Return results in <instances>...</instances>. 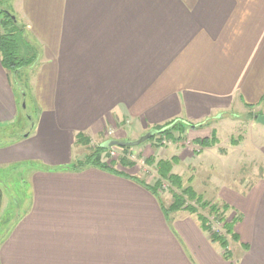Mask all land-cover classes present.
<instances>
[{
  "label": "crops",
  "instance_id": "0c3cea01",
  "mask_svg": "<svg viewBox=\"0 0 264 264\" xmlns=\"http://www.w3.org/2000/svg\"><path fill=\"white\" fill-rule=\"evenodd\" d=\"M7 9L37 52L38 116L29 135L0 147V167L30 162L0 264H264V139L221 151L218 134L224 113L264 115V0H9ZM18 107L0 57V125ZM172 121L193 145L217 134L196 154L180 147L170 157L185 185L227 206L226 249L195 214L167 215L171 197L99 169H64L78 133L111 128L130 142ZM135 166L117 170L141 179ZM4 205L0 192L2 220Z\"/></svg>",
  "mask_w": 264,
  "mask_h": 264
},
{
  "label": "rangeland",
  "instance_id": "374dc122",
  "mask_svg": "<svg viewBox=\"0 0 264 264\" xmlns=\"http://www.w3.org/2000/svg\"><path fill=\"white\" fill-rule=\"evenodd\" d=\"M9 4V0H0V9H7V6ZM3 19V16L0 14V21ZM20 21V20H18ZM33 49V53H37L36 49L31 45ZM37 60L35 61V63ZM35 81V72L33 68H30L27 71H24L21 80L17 81V78L14 79V88L16 91V98L18 100V114L20 117H25L26 119L30 118L33 120V122L37 119L38 113L36 111V106L34 104L33 98H34V92H33V84ZM25 83V89L21 84ZM19 86H21L23 89L19 91ZM24 105V106H23ZM255 114L262 115L258 113L257 111H248V112H240V113H224L222 114L220 119L229 117L230 123L227 124L229 127L220 129L219 128V138L221 142V148L220 150H225L226 147L229 146V141L234 142L238 140L239 138H243V144H242V150L244 152L250 151L253 149V147L257 146L263 139H264V126L261 124H258L255 119L250 115ZM233 118V119H231ZM13 121L12 123H7L5 125H0V134H4V136H9L10 134L13 135L12 132H16V129L13 127L14 125ZM30 122V120H29ZM28 122V123H29ZM173 122V121H172ZM254 123L255 125L253 127L249 126L251 123ZM27 125V121H22V126ZM164 125V124H163ZM163 125H158L156 127H161ZM208 127H214L212 123L207 125ZM154 128L156 133L153 137L149 138L142 144L131 147L128 151H125L124 153L117 149L119 147H111L107 148L108 153L111 160H116L117 157L125 156L127 160L132 162V167L135 166V169L139 172V180L145 182H149V185H153L157 180L160 181V187L158 189V194L161 196V198L164 199L165 197H171L172 198V192L178 193V190L170 185V183L165 179H160V175L158 170L157 163L160 160L163 161H170L172 162L171 167V173L174 171H178L179 167H176L179 163L170 157L171 152L170 150L173 148H180L184 147L188 153L196 154L199 150H201L200 145H193L192 141L189 140L187 137L188 135L179 133L176 130H173L170 134V137H167L165 135H161L162 130H159V132ZM169 129V127L164 128ZM19 130V129H18ZM151 131V130H149ZM148 131V132H149ZM161 131V132H160ZM110 132V134H109ZM114 129H107L104 133H102L99 136H84L88 139V144L84 145H74V153H75V159L71 160V164L82 160L86 154L89 153V151L98 144H101L105 140L114 139L115 135ZM147 130L142 134H146ZM147 132V133H148ZM214 132L211 134V140L213 142H218V139L215 138L217 134L214 136ZM25 135V134H24ZM141 135V136H142ZM11 137V136H10ZM135 137L132 141H135L139 138ZM4 137H0V142L3 141ZM215 138V139H214ZM6 139H8L6 137ZM5 139V140H6ZM7 141V140H6ZM128 142V141H127ZM215 144V143H213ZM147 149V151L145 150ZM111 151L114 152L113 155H111ZM176 152L175 150H173ZM144 152V153H143ZM178 153V151L176 152ZM150 162V163H149ZM29 164L27 163H13L9 164L8 166H1L0 167V192L2 194L3 204L4 206L8 205L7 213L2 220L0 217V235L1 233L5 232L7 227L14 223L15 217L18 215L19 207L17 208V204L22 207L24 200L28 197V190H27V180L29 175ZM67 165V166H69ZM70 171V170H69ZM176 175V174H175ZM136 177V176H135ZM138 178V177H137ZM183 186L185 185L182 181ZM173 199V198H172ZM173 201V200H172ZM17 202V203H16ZM189 202V201H188ZM16 203V206H14ZM220 204V203H216ZM195 206V205H194ZM196 209L201 210L204 212L203 215L205 218H207L208 222L210 221H216V219L211 216L207 210V208H199L198 206H195ZM21 209V208H20ZM225 215V213H224ZM226 217V215H225ZM210 220V221H209ZM215 226V229H218L219 226L216 223L210 222ZM223 231V230H222ZM224 233V231H223Z\"/></svg>",
  "mask_w": 264,
  "mask_h": 264
},
{
  "label": "trees",
  "instance_id": "16d2710c",
  "mask_svg": "<svg viewBox=\"0 0 264 264\" xmlns=\"http://www.w3.org/2000/svg\"><path fill=\"white\" fill-rule=\"evenodd\" d=\"M0 14L3 16V19L0 21V57H1V65L2 67L9 73L11 83L14 87V79L17 78V81L21 80V76L24 71L29 70L37 60L36 53H33L32 56H24L22 53L23 47H31L27 46L25 41L22 38L23 31L21 30V26L18 25L17 21L12 19L13 16L10 11L7 9H0ZM25 89V83L21 84ZM19 91L23 88L19 86ZM15 89V88H14ZM254 119L256 115L250 114ZM27 121V125L29 128L22 126V121ZM30 120V122H29ZM29 122V123H28ZM34 122L32 119H26L24 116L20 117V115L16 118L13 127L16 129V132H12L13 135L4 136L2 133L0 137H4L3 141L0 142V147L9 145L14 143L15 141L22 139L24 134L29 135L32 130ZM169 129H164V128ZM19 129V130H18ZM158 132L162 130L161 135H165L170 137V134L173 130L178 131L179 133L184 132L183 125L180 122H168L161 127L155 128ZM161 132V131H160ZM11 136V137H10ZM154 136V135H153ZM152 136V137H153ZM7 141H6V140ZM212 139H204L199 142V145L202 147H208L211 144ZM86 145L88 144V139L82 133H78L75 135L74 145ZM131 147H119L117 149L121 150L123 153L128 151ZM150 163V162H149ZM158 172L160 175V179L167 180L171 186L178 190V193L172 192L173 201L171 205L166 209V214L168 215L170 212L177 211L179 209H186L188 212L195 214L199 221L201 222V226L205 229L209 234V239L212 242L220 244L224 249L227 247L226 235H229L231 238L234 237L232 233V225L231 223H227L225 221L224 213L227 210V206L223 204L210 203L203 200L201 196H199L191 186H183L182 178L175 174L171 173L172 162L160 160L157 163ZM117 167H132V162L127 160L125 156L117 157L116 160H111L108 149L102 148L101 144L94 146L88 154L84 156L82 160H79L69 166L64 167V169L70 170L72 172H80L84 169L95 168L112 175L128 177L139 184L143 185L147 190L152 192L153 194H158V189L160 187V181L157 180L153 185L145 184L143 181L139 180V178L135 176H129L124 173H121L117 170ZM189 201V202H188ZM199 208H207L209 214L216 219L223 231L224 235L215 233L211 231V226L203 215L199 213L195 206Z\"/></svg>",
  "mask_w": 264,
  "mask_h": 264
},
{
  "label": "water",
  "instance_id": "95a60500",
  "mask_svg": "<svg viewBox=\"0 0 264 264\" xmlns=\"http://www.w3.org/2000/svg\"><path fill=\"white\" fill-rule=\"evenodd\" d=\"M11 18L14 19L13 16ZM255 121L258 124H261L264 126V115H257L255 117ZM155 133H156L155 130H151L148 133L140 136L137 140L130 141V142H122V141H118L115 139L105 140L104 142L101 143V147L106 148V149L111 148V147H135V146L142 144L143 142H145L149 138H151Z\"/></svg>",
  "mask_w": 264,
  "mask_h": 264
},
{
  "label": "built area",
  "instance_id": "2783aa9c",
  "mask_svg": "<svg viewBox=\"0 0 264 264\" xmlns=\"http://www.w3.org/2000/svg\"><path fill=\"white\" fill-rule=\"evenodd\" d=\"M109 134H110V132H109ZM111 155H113L114 154V152L113 151H111V153H110ZM210 221V220H209ZM210 222H213V223H216V224H218V225H220L218 222H216V221H210ZM209 222V224H210V226H211V231L212 232H215V233H219V234H222V235H224L225 233H223V229H222V227L221 226H219V228L218 229H215V226L213 225V224H211Z\"/></svg>",
  "mask_w": 264,
  "mask_h": 264
}]
</instances>
